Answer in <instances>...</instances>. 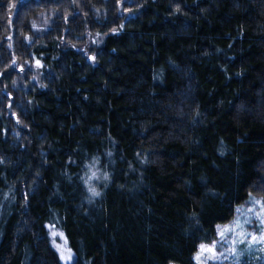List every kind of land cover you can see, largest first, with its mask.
Returning a JSON list of instances; mask_svg holds the SVG:
<instances>
[{"label": "trees", "instance_id": "16d2710c", "mask_svg": "<svg viewBox=\"0 0 264 264\" xmlns=\"http://www.w3.org/2000/svg\"><path fill=\"white\" fill-rule=\"evenodd\" d=\"M254 198L264 0H0V264H64L50 228L72 264H196Z\"/></svg>", "mask_w": 264, "mask_h": 264}, {"label": "rangeland", "instance_id": "374dc122", "mask_svg": "<svg viewBox=\"0 0 264 264\" xmlns=\"http://www.w3.org/2000/svg\"><path fill=\"white\" fill-rule=\"evenodd\" d=\"M255 201L260 200L255 198L250 200L246 206L242 207V209L236 213L235 217L229 224L220 225L217 230L218 234L216 240L208 244H202L206 247L214 246L217 251V258H209L208 253L201 255L199 247V250L194 258L196 264V257L198 255L201 256L202 260L206 261V264H237V261L238 264H242L245 260L252 261L253 254L261 252V249H264V243L259 242V240L253 241L251 236H248L246 242L243 244L232 243L234 240H239V236L237 235L239 232H243L245 234L251 233L256 237L264 235V226L261 225V220L257 216V213L261 212V208L255 203ZM252 209H255V211H252ZM225 228L230 229V231L225 233L224 239H221L219 230ZM49 233L52 243L59 253L63 263L72 264L73 254L67 245L65 236L61 232L55 231L51 228L49 229ZM233 248L236 250V255L231 254L230 250ZM262 261L264 262V257Z\"/></svg>", "mask_w": 264, "mask_h": 264}, {"label": "snow or ice", "instance_id": "6c2138e0", "mask_svg": "<svg viewBox=\"0 0 264 264\" xmlns=\"http://www.w3.org/2000/svg\"><path fill=\"white\" fill-rule=\"evenodd\" d=\"M37 63H39V62H37ZM93 175H95V173H93ZM105 178H107V177H105ZM92 194H93V196L99 195V193H97L94 189L92 190ZM255 203L258 204L259 207L261 208V212L257 213V216L261 220V225L264 226V201H255ZM252 211H255V209H252ZM219 231H220L221 239H224L225 238V233L230 231V229L225 228V229H222V230H219ZM237 235L239 236V240L238 241L234 240L232 242L233 244H236V243L243 244V243H245L248 236H251V239L253 241L259 240V242L264 243V235H261L260 237H256V236H253L251 233L245 234L243 232H239V233H237ZM200 251H201V255H203L204 253H208L209 254V258H211V259H216L217 258V251H216L214 246L213 247H206L205 245H201L200 246ZM230 251H231L232 255H236L235 248L231 249ZM261 251H264V249H261ZM62 258H63V256H62ZM196 260H197V264H206V261L202 260L200 255H198L196 257ZM237 264H238V261H237Z\"/></svg>", "mask_w": 264, "mask_h": 264}]
</instances>
